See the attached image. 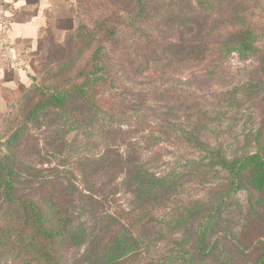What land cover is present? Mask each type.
Segmentation results:
<instances>
[{
	"label": "trees",
	"instance_id": "obj_1",
	"mask_svg": "<svg viewBox=\"0 0 264 264\" xmlns=\"http://www.w3.org/2000/svg\"><path fill=\"white\" fill-rule=\"evenodd\" d=\"M128 2L135 25L123 14L101 25L108 39L78 72L82 80L45 89L35 75L9 105L15 114L1 117L9 153L0 160V202L10 209L0 220V260L11 262L0 264H61V256L63 264H264V149L254 147L263 123L241 145L218 129L264 98V0ZM122 24L131 33H118ZM175 24L196 29L195 41L172 40ZM215 47L237 53L244 80L205 93L197 85L221 67L194 68L210 55L219 62ZM144 71V80L131 78ZM150 144L175 149L166 171H157ZM48 145L63 147V177L44 166ZM238 193V217L221 227L222 207ZM120 194L130 206L118 208ZM162 199L169 207L141 223Z\"/></svg>",
	"mask_w": 264,
	"mask_h": 264
},
{
	"label": "rangeland",
	"instance_id": "obj_2",
	"mask_svg": "<svg viewBox=\"0 0 264 264\" xmlns=\"http://www.w3.org/2000/svg\"><path fill=\"white\" fill-rule=\"evenodd\" d=\"M129 0H69V2L73 5L74 12H75V25L71 29V35L66 39V41L58 46H53L49 52H51L48 56L45 58L46 65H43L39 73H36L35 82L38 85H41L42 87L46 88H61L63 85L68 81L77 82L82 80V76L78 75V72L80 70H83V73L89 69V65H86L88 58L90 57L91 53L96 49L97 46H101V43L104 41H107L108 38H105V33L103 31V28L101 25L104 23L106 24H112L115 22V19L113 18V15L115 14H123L129 22L135 25V19L131 18V13L133 9L128 10L130 7V4L128 2ZM257 16V11H255V16ZM112 17V18H111ZM223 17H226V12H224ZM106 18H111L110 20L106 21ZM119 23V21H118ZM122 29L118 31L124 33L125 35L131 33V29L129 26H126L125 24L120 25ZM183 30V31H182ZM169 31L171 33V39L176 40L178 37H182L183 39L192 40L195 41L192 38H196L198 36L197 30H190L188 32L184 31V28L181 26H173L169 27ZM110 39V38H109ZM168 39V38H167ZM171 40V41H172ZM111 41V40H110ZM133 41V37L128 35L126 39V43H130ZM144 43V40H141ZM83 45L84 47L80 49V46ZM131 47L130 51L132 53ZM216 48V47H215ZM61 49V50H60ZM58 50V51H57ZM59 51L64 52L63 57L57 56L59 54ZM134 51L132 55L135 53ZM216 60L218 59L219 62L213 60V55H210L208 58H205L202 62L196 63L197 69L201 66H207V65H213L214 62L216 65H220L221 69L218 73H216V76L209 77L207 80L202 81L197 85L199 91H203L205 93L215 91L217 93L226 91L228 89H231V86L233 83H237L240 81H243L244 78L241 76V72L238 71V69H241L242 61L237 55V53L233 52L230 55H227L225 57V51H220L218 48H216L215 51ZM61 59V61H59ZM65 62V66H56V64L61 63L62 61ZM59 61V62H57ZM56 62V63H55ZM50 64V70L45 71V67ZM171 70V68H170ZM221 71V73H220ZM188 72H184V74H187ZM148 74V71H144L141 73L133 74L131 75V78L133 80H144V77ZM76 75V77H75ZM221 75V77L219 76ZM100 101L101 103H105V101L108 99L107 92L100 91ZM237 97H241L237 94ZM264 98L260 101H256L254 105L250 108L249 112H246L243 116L236 118H227L222 120L223 128H218L220 133L224 135V137L228 138H235L234 144L241 145L242 142H244L246 139L249 140L254 131H256L260 127V123H263V128L261 129L262 135L259 136L258 140L260 139V142H257L254 144L255 148H261L264 149ZM261 106H263L261 108ZM7 111V110H6ZM14 110L9 109L7 112L4 113V117H12L14 115ZM8 120V119H7ZM5 120V121H7ZM4 121V122H5ZM216 120L215 122H217ZM221 122V121H220ZM217 122L216 124L220 123ZM3 125H6L3 123V121L0 124V131ZM38 127V125H33L30 127L28 131H31L32 134L35 131V129ZM10 133H6L4 135L5 138ZM130 137V134H128ZM223 138V137H222ZM219 138V139H222ZM5 139L0 140V160L3 159L4 155L8 154L9 151L5 149V144L3 143ZM56 144V143H52ZM151 149L158 151L157 153V160H155L153 163H157L160 166L157 171H166L167 169V161H170V155L174 153V150L171 146H164L160 144H150L149 145ZM48 147L52 150V152H49V154H52L50 156L51 158V164H44L45 168H48V170H51V173L57 174V170L59 173L62 174L63 177V147L59 150L52 149V146L48 145ZM24 149L20 150V153H23ZM264 152V150H263ZM26 153L23 154V157L25 159ZM163 163H166L163 165ZM162 164V166L160 165ZM40 170H43V168H39ZM219 175H225L227 174V171L223 168H218ZM61 180V179H60ZM59 182V181H58ZM62 185V193H63V183ZM244 200V194L238 193L236 197L231 199L228 203V205H223L222 212L220 214L221 221L220 226L226 227L228 225L232 224V221L238 217V207L236 203L238 201ZM118 208L121 206L123 208L127 207V203L130 204V197L125 194H120L117 196L116 200ZM170 203L166 199H162L157 203L150 211V213L147 215H141L140 222L146 220L147 217L153 216L156 218H159L164 210H166L169 207ZM107 203L102 202L100 205V209L106 210L107 209ZM9 207H6V204L0 202V220H2L3 215H5L6 211L9 210ZM117 209V208H116ZM144 223V222H143ZM134 233V231L132 230ZM63 253V252H61ZM151 258V257H150ZM60 263L63 264V256L59 258ZM6 260L7 262H11L9 258H1L0 261ZM163 264H166V261H162Z\"/></svg>",
	"mask_w": 264,
	"mask_h": 264
},
{
	"label": "crops",
	"instance_id": "obj_3",
	"mask_svg": "<svg viewBox=\"0 0 264 264\" xmlns=\"http://www.w3.org/2000/svg\"><path fill=\"white\" fill-rule=\"evenodd\" d=\"M2 15L9 24L0 53L21 55L24 61L7 66L0 62V120L32 82L47 49L61 43L75 25L69 0H0Z\"/></svg>",
	"mask_w": 264,
	"mask_h": 264
},
{
	"label": "built area",
	"instance_id": "obj_4",
	"mask_svg": "<svg viewBox=\"0 0 264 264\" xmlns=\"http://www.w3.org/2000/svg\"><path fill=\"white\" fill-rule=\"evenodd\" d=\"M8 20L5 15L0 16V43L2 44L3 48H5V33L8 28ZM22 61H24L23 56L18 55L14 57H9L5 53H0V62L2 65H14V64H20Z\"/></svg>",
	"mask_w": 264,
	"mask_h": 264
}]
</instances>
